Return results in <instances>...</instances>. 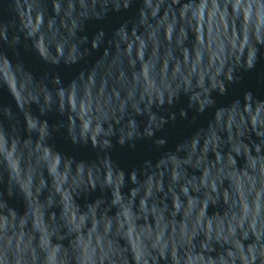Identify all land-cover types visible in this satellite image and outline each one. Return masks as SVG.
I'll list each match as a JSON object with an SVG mask.
<instances>
[{"label": "clouds", "instance_id": "9594fccd", "mask_svg": "<svg viewBox=\"0 0 264 264\" xmlns=\"http://www.w3.org/2000/svg\"><path fill=\"white\" fill-rule=\"evenodd\" d=\"M0 264H264V0H0Z\"/></svg>", "mask_w": 264, "mask_h": 264}]
</instances>
